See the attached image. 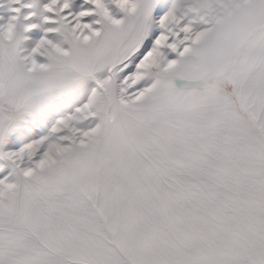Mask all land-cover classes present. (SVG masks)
<instances>
[{
    "label": "snow or ice",
    "instance_id": "1",
    "mask_svg": "<svg viewBox=\"0 0 264 264\" xmlns=\"http://www.w3.org/2000/svg\"><path fill=\"white\" fill-rule=\"evenodd\" d=\"M0 264H264V0H0Z\"/></svg>",
    "mask_w": 264,
    "mask_h": 264
}]
</instances>
